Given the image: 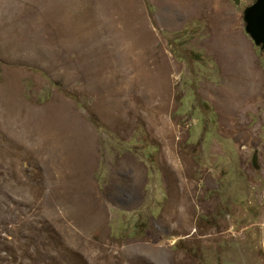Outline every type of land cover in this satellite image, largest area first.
<instances>
[{"label":"rangeland","instance_id":"rangeland-1","mask_svg":"<svg viewBox=\"0 0 264 264\" xmlns=\"http://www.w3.org/2000/svg\"><path fill=\"white\" fill-rule=\"evenodd\" d=\"M251 1L0 0V264H264ZM123 152L149 165L120 211L102 184Z\"/></svg>","mask_w":264,"mask_h":264},{"label":"crops","instance_id":"crops-1","mask_svg":"<svg viewBox=\"0 0 264 264\" xmlns=\"http://www.w3.org/2000/svg\"><path fill=\"white\" fill-rule=\"evenodd\" d=\"M147 169V161L140 155L136 156L130 152H123L115 161L110 162L105 167V179L102 184L103 193L105 198L109 200V204H123L129 207L120 209V211L130 210L133 206H137L144 198L143 187L145 179L143 175H147ZM58 199L61 198H52V206L55 205V202H58ZM80 201L81 199L76 197L75 202H73L78 204ZM96 204L93 198L92 202L89 203V211L92 209L91 206L95 208ZM96 211L97 214L95 213L93 216H83V221L91 220V223L86 228L80 227V225L78 226L71 221L67 223L66 229H63L65 236H67V241L71 242L73 238H77L81 243H87L94 230L96 231L102 224L106 225L107 221H110V219L105 220L101 215H98L97 208L94 209V212ZM81 214V212H78L76 215ZM72 216L75 217L74 214Z\"/></svg>","mask_w":264,"mask_h":264},{"label":"water","instance_id":"water-1","mask_svg":"<svg viewBox=\"0 0 264 264\" xmlns=\"http://www.w3.org/2000/svg\"><path fill=\"white\" fill-rule=\"evenodd\" d=\"M241 19L245 33L264 52V0H252L244 6Z\"/></svg>","mask_w":264,"mask_h":264},{"label":"trees","instance_id":"trees-1","mask_svg":"<svg viewBox=\"0 0 264 264\" xmlns=\"http://www.w3.org/2000/svg\"><path fill=\"white\" fill-rule=\"evenodd\" d=\"M192 32V31H191ZM171 41H175V40H178L175 36H171ZM170 42V41H169ZM170 44V43H169ZM171 49L172 50H174L172 47H171ZM192 55H197V56H195V58H197L198 57V54H192ZM90 120V122L93 124V126L96 128V130L98 131V132H100V133H102V132H106L107 131V128L105 127V126H103L98 120H96L95 118H93V117H90L89 118ZM124 141V143H125V140H123ZM147 161V160H146ZM148 163V162H147ZM149 165V164H148ZM101 172L99 171V174H100Z\"/></svg>","mask_w":264,"mask_h":264},{"label":"flooded vegetation","instance_id":"flooded-vegetation-1","mask_svg":"<svg viewBox=\"0 0 264 264\" xmlns=\"http://www.w3.org/2000/svg\"><path fill=\"white\" fill-rule=\"evenodd\" d=\"M252 153H251V163L253 168H257L260 167V163L258 162V157H259V150L257 146H254V148L252 149Z\"/></svg>","mask_w":264,"mask_h":264}]
</instances>
